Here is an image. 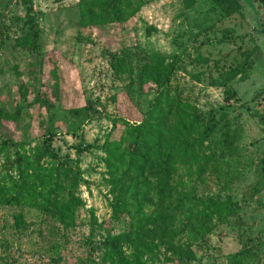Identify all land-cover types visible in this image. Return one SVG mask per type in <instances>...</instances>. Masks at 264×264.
Segmentation results:
<instances>
[{
	"label": "trees",
	"instance_id": "trees-1",
	"mask_svg": "<svg viewBox=\"0 0 264 264\" xmlns=\"http://www.w3.org/2000/svg\"><path fill=\"white\" fill-rule=\"evenodd\" d=\"M15 1L23 7L25 29L13 37L12 43L22 51L40 55L39 31L31 1ZM192 1L188 0L185 5ZM209 1L224 18L242 16L238 0ZM259 1L264 10V0ZM76 5L77 22L82 29L110 28L121 27L134 15L141 1L133 5L131 0H76ZM2 15L1 12L0 25ZM229 32L230 28L223 29L221 37L225 38ZM199 34L192 37L195 55L191 58L187 47L171 55L136 44L103 49L111 74L120 80V94L139 117L128 118L117 111L105 114L111 126L100 147L104 155L103 180L110 195V216L116 219L123 215L128 227L115 234L105 233L95 246L101 250L99 262L102 264H190L195 258L192 247L202 243L218 224L234 217L240 209V203L228 190L233 176L224 169L223 155L232 153L231 121L221 108L201 111L172 80L186 57L190 63L202 64L207 70L205 85L220 86L225 102L236 100L231 81L248 77L253 66V48H240L228 61L225 55L210 59L199 51V46L210 39L204 35L205 39L196 42ZM85 38L92 41L88 36ZM76 39L81 41L82 36L77 34ZM45 71L43 89H37L30 101L24 103L26 88L19 85L17 90L23 104L12 110L0 105V131L5 132L0 140V156L7 176L5 181H0V207H13L10 214L13 228L23 225L28 212L38 217L39 222L48 217L61 228H68L74 225L77 212L84 204L77 194L79 184L85 183L77 158L92 145L71 144L76 158L60 154L52 146L59 127L60 86L55 65ZM209 71L216 72L215 78ZM202 73H190V77L199 82ZM259 94L264 95V87ZM109 101H116V93L109 95ZM27 105L43 110L45 125L37 137L14 140V131L4 122L15 127ZM60 107L63 114L74 119L89 120L97 112L88 98L83 105ZM210 180L220 185L222 198L197 194V185ZM246 256L247 250L242 247L225 254L224 264H247ZM252 264H264V261Z\"/></svg>",
	"mask_w": 264,
	"mask_h": 264
},
{
	"label": "rangeland",
	"instance_id": "rangeland-1",
	"mask_svg": "<svg viewBox=\"0 0 264 264\" xmlns=\"http://www.w3.org/2000/svg\"><path fill=\"white\" fill-rule=\"evenodd\" d=\"M30 1L39 31L42 68L39 69L40 55L22 51L12 43L13 37L25 29L23 7L15 0H0V13L3 14L0 105L12 110L23 104L17 90L19 85L26 88L24 103L30 101L37 89H43L41 82L46 78L45 70L55 65L60 104L57 105L59 127L52 138V146L71 158H76L71 144L85 142L92 146L77 158V166L85 180L84 184H79L77 194L84 204L73 226L63 229L48 217L39 222L38 217L28 212L23 225L13 228L10 218L13 207H0V264H102L99 262L101 250L95 246L105 233L115 234L128 227L123 215L116 219L110 216V195L103 180L104 155L100 147L111 126L105 114L117 111L128 118L139 117L120 94V80L111 74L103 49L136 44L171 55L187 47V55L191 58L195 55L191 48L195 43L192 37L197 32L201 34L196 42L205 39L204 35L210 39L199 46L201 55L210 59L225 55L228 61L240 48H253V66L245 80L231 81L237 99L228 102L222 99L220 86L205 85L208 72L204 66L190 63L186 57L172 80L201 111L209 107L221 108L231 121L232 153L223 155L224 169L233 176L228 190L240 203L234 217L218 224L202 243L192 247L195 258L190 264H224L225 254L242 247L247 250L244 258L247 264L264 261V116L260 117L264 115V95L259 94L264 87V10L260 1L238 0L242 16L228 19L209 0H193L187 6L188 0H140L139 8L121 27L85 29L77 22L76 0ZM131 1L134 5L138 0ZM226 28L231 32L222 38ZM77 34L82 36L81 41L76 39ZM86 36L92 41L86 40ZM198 71H203L199 82L190 77V73ZM209 73L211 77L216 76L214 71ZM112 93H116L114 103L109 101ZM86 98L97 111L93 118L74 119L63 114L60 106L83 105ZM139 107L143 109L142 105ZM44 115L37 106L27 105L15 127L4 123L14 131V140H30L41 133ZM4 133L0 131V140ZM214 135L218 137L217 131ZM3 160L0 156V181L7 178L6 170L2 169ZM197 194L223 197L220 185L211 180L198 184Z\"/></svg>",
	"mask_w": 264,
	"mask_h": 264
}]
</instances>
